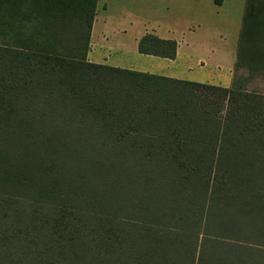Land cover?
Instances as JSON below:
<instances>
[{
	"label": "trees",
	"instance_id": "1",
	"mask_svg": "<svg viewBox=\"0 0 264 264\" xmlns=\"http://www.w3.org/2000/svg\"><path fill=\"white\" fill-rule=\"evenodd\" d=\"M96 2L0 0V264H264V0L228 87L88 62Z\"/></svg>",
	"mask_w": 264,
	"mask_h": 264
},
{
	"label": "crops",
	"instance_id": "2",
	"mask_svg": "<svg viewBox=\"0 0 264 264\" xmlns=\"http://www.w3.org/2000/svg\"><path fill=\"white\" fill-rule=\"evenodd\" d=\"M245 0H97L86 60L228 87ZM151 33L174 40L173 58L138 51Z\"/></svg>",
	"mask_w": 264,
	"mask_h": 264
},
{
	"label": "rangeland",
	"instance_id": "3",
	"mask_svg": "<svg viewBox=\"0 0 264 264\" xmlns=\"http://www.w3.org/2000/svg\"><path fill=\"white\" fill-rule=\"evenodd\" d=\"M239 72L246 75V71L239 70ZM232 73H233V67H232ZM246 88L250 91H257L260 93H264V73H256L253 74L246 86Z\"/></svg>",
	"mask_w": 264,
	"mask_h": 264
}]
</instances>
